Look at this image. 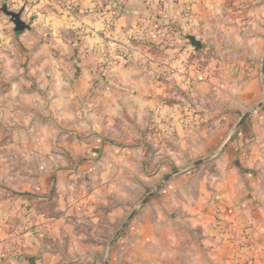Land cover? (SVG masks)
<instances>
[{
  "label": "crops",
  "instance_id": "1",
  "mask_svg": "<svg viewBox=\"0 0 264 264\" xmlns=\"http://www.w3.org/2000/svg\"><path fill=\"white\" fill-rule=\"evenodd\" d=\"M0 4V264H264V0Z\"/></svg>",
  "mask_w": 264,
  "mask_h": 264
},
{
  "label": "water",
  "instance_id": "2",
  "mask_svg": "<svg viewBox=\"0 0 264 264\" xmlns=\"http://www.w3.org/2000/svg\"><path fill=\"white\" fill-rule=\"evenodd\" d=\"M3 11L11 17V20L14 23L15 31L20 32L29 28V25L22 19L21 12L10 11L7 9V7H4ZM188 39L193 48L196 50L201 48V42L194 35H188ZM152 195V192L149 193L148 196L144 198L143 202L145 203Z\"/></svg>",
  "mask_w": 264,
  "mask_h": 264
},
{
  "label": "built area",
  "instance_id": "3",
  "mask_svg": "<svg viewBox=\"0 0 264 264\" xmlns=\"http://www.w3.org/2000/svg\"><path fill=\"white\" fill-rule=\"evenodd\" d=\"M160 35H164V36H167L168 37V32H166L165 34L164 33H160ZM125 46L128 48V47H131V41H127ZM223 232L226 236V239L227 240H230V241H235L236 243L240 244V245H244L245 242H246V237L243 235V236H237L235 235L234 233L232 232H227V230L225 228H223ZM6 264H10L9 262L6 263Z\"/></svg>",
  "mask_w": 264,
  "mask_h": 264
},
{
  "label": "rangeland",
  "instance_id": "4",
  "mask_svg": "<svg viewBox=\"0 0 264 264\" xmlns=\"http://www.w3.org/2000/svg\"><path fill=\"white\" fill-rule=\"evenodd\" d=\"M4 7H7L8 10L15 12H17L18 9L12 8L8 4H0V20H3L4 22H6V24H8V26H10V28H8L9 32L14 31V23L12 22L11 17L3 11Z\"/></svg>",
  "mask_w": 264,
  "mask_h": 264
}]
</instances>
